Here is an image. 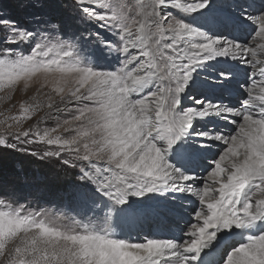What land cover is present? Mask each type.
I'll use <instances>...</instances> for the list:
<instances>
[{
  "label": "snow or ice",
  "instance_id": "6c2138e0",
  "mask_svg": "<svg viewBox=\"0 0 264 264\" xmlns=\"http://www.w3.org/2000/svg\"><path fill=\"white\" fill-rule=\"evenodd\" d=\"M21 3L24 24L0 9V94H36L0 113V149L71 170L67 203L97 223L62 226L0 187V264H264V0ZM188 202L179 234L113 230Z\"/></svg>",
  "mask_w": 264,
  "mask_h": 264
},
{
  "label": "rangeland",
  "instance_id": "374dc122",
  "mask_svg": "<svg viewBox=\"0 0 264 264\" xmlns=\"http://www.w3.org/2000/svg\"><path fill=\"white\" fill-rule=\"evenodd\" d=\"M55 2L59 4L62 3V0H55ZM0 9H3L11 19L17 20L21 24L27 22L26 18L32 11L31 9L25 10L21 0H0ZM62 12V18L68 20L69 13L67 9H63ZM73 27L78 31L80 30L79 25L73 24ZM242 79L243 72L240 71L237 73V78L233 81L231 86L234 90L233 94L231 96L225 95V103H228L229 100L235 102V89L238 82ZM35 94L34 88L29 89L26 94L17 92L11 103L7 101L6 95L0 94V113L6 115L9 109H11L13 113L17 112L19 104L21 102H32L29 98ZM185 103H189V101H185ZM2 118L3 117L0 116V119ZM37 120L38 116L25 122L24 127L36 124ZM53 123V121H47L45 123H40L39 126L44 128ZM231 127L234 126H230L228 129H225V131H230ZM2 130L3 129L0 128V131ZM29 147L34 152L40 153L47 146L36 144L30 145ZM217 151L218 149L214 147L211 153H209V156ZM208 163H210V161L205 162V166H207ZM75 182L76 177L71 173V170H63L55 162L54 158L40 159L39 155H29L20 151L0 149V187H3L9 194L13 195L27 211L40 212L46 218L55 220L56 223L69 228L75 227L77 224H89L90 220L94 225L97 221L93 219L91 213L87 212L86 208L69 206L67 203L70 185ZM4 199V197H0V200ZM197 205L198 204L193 203L185 204L183 209L170 213L166 217H152L138 221V228L142 227L143 230L149 228V230H151L155 223L162 224L165 227L175 223L176 226L183 227L186 221L191 220L192 222H196L191 212ZM8 206H10V202L0 205V207L5 208ZM116 222L123 226L122 221L118 220ZM113 230L117 234L116 228Z\"/></svg>",
  "mask_w": 264,
  "mask_h": 264
},
{
  "label": "bare ground",
  "instance_id": "6f19581e",
  "mask_svg": "<svg viewBox=\"0 0 264 264\" xmlns=\"http://www.w3.org/2000/svg\"><path fill=\"white\" fill-rule=\"evenodd\" d=\"M189 203L191 202L185 204ZM197 207H199V205H197ZM119 221H122L123 226L116 222L115 228L117 230V235L133 242H138L145 239L148 234H159L163 236L176 235L179 234L181 229H183L188 224V221H186L183 227H178V225L176 226L175 223H172L165 227L162 224L155 223L153 224V228L151 230H149V228L143 230L142 227L138 228V221Z\"/></svg>",
  "mask_w": 264,
  "mask_h": 264
}]
</instances>
